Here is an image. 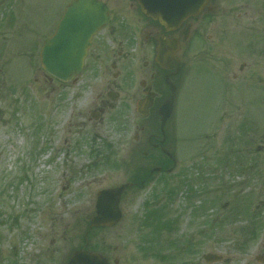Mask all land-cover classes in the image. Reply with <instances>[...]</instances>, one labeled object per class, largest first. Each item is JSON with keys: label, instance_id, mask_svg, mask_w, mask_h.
Segmentation results:
<instances>
[{"label": "rangeland", "instance_id": "1", "mask_svg": "<svg viewBox=\"0 0 264 264\" xmlns=\"http://www.w3.org/2000/svg\"><path fill=\"white\" fill-rule=\"evenodd\" d=\"M71 1L0 0V264H66L82 248L110 264H166L148 250L168 245L169 229L172 255L188 245L176 264H207L206 253L264 264V58L254 67L241 35L230 61L246 66L234 90L211 64L192 78L181 67L166 126L174 172L127 190L121 221L90 230L98 191L130 182L150 164L143 152L155 153L149 136H161L129 102L89 120L94 104L80 85L46 77L40 50Z\"/></svg>", "mask_w": 264, "mask_h": 264}, {"label": "flooded vegetation", "instance_id": "2", "mask_svg": "<svg viewBox=\"0 0 264 264\" xmlns=\"http://www.w3.org/2000/svg\"><path fill=\"white\" fill-rule=\"evenodd\" d=\"M101 1L110 9V21L92 39L82 72L71 83L80 85L84 98L94 104L89 120L103 122L104 115L116 110V104L129 102L137 109L136 105L141 102L138 116L141 119H154L159 124L161 138L150 135L147 139V144L156 154L143 152V157L150 164L139 170L140 184L133 183L129 190L135 185L142 187L155 173L171 175L177 165L176 156L166 146L169 140L171 148L176 139L170 138L167 132L165 136L162 135L160 128V107L171 95L166 76L171 73L169 78L178 88L175 77L181 72V67H185L187 78H192L198 65L211 64L225 81L226 88L231 85L233 90L236 89L237 79L246 64L238 65V69H235L237 65H233L230 59L241 55L238 49L241 35L245 36L249 48L242 50V53L251 56L254 67H258V58H264V0H208L200 13L189 16L180 28L169 31L157 20L144 15L136 0H120L115 2L116 5L111 0ZM243 24L248 30L243 31ZM161 40L165 42L164 50L167 52L178 44L175 51L177 64L172 61L159 63ZM45 75L61 86L69 84L54 79L48 73ZM260 83L264 85V81ZM137 128L143 130L145 126L139 124ZM138 136H135L136 140ZM167 177L172 179L171 176ZM168 231V245L149 249L148 254H155L166 264H176L177 249L185 251L188 245H177L172 255L170 245L174 230ZM140 249L145 254L146 247L142 245ZM105 257L108 262V257ZM197 260L199 263L196 264H202L198 258L194 261ZM118 261L114 259V264H118ZM181 264H192V260H182Z\"/></svg>", "mask_w": 264, "mask_h": 264}, {"label": "water", "instance_id": "3", "mask_svg": "<svg viewBox=\"0 0 264 264\" xmlns=\"http://www.w3.org/2000/svg\"><path fill=\"white\" fill-rule=\"evenodd\" d=\"M147 16L159 20L169 30L178 29L187 17L198 14L207 0H138ZM109 9L99 0H73L67 6L55 33L45 40L41 52L43 69L62 81H71L82 70L84 59L92 43V37L109 21ZM161 42V41H160ZM163 43V42H162ZM160 63L164 62L165 50L161 48ZM173 55V54H172ZM170 56V58L172 57ZM171 68V67H169ZM172 95L160 108L161 127L171 116L176 86L170 83ZM140 110V106H139ZM129 184L99 191L96 200V215L91 226H112L122 217L119 203ZM209 263L220 261L221 256L208 254ZM68 264H108L99 253L78 250Z\"/></svg>", "mask_w": 264, "mask_h": 264}]
</instances>
